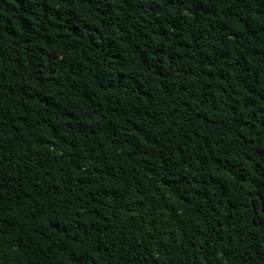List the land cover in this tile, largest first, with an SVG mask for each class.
I'll use <instances>...</instances> for the list:
<instances>
[{"label": "trees", "instance_id": "obj_1", "mask_svg": "<svg viewBox=\"0 0 264 264\" xmlns=\"http://www.w3.org/2000/svg\"><path fill=\"white\" fill-rule=\"evenodd\" d=\"M0 264H264V0H0Z\"/></svg>", "mask_w": 264, "mask_h": 264}]
</instances>
